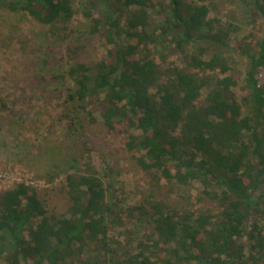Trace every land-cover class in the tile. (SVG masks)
Instances as JSON below:
<instances>
[{
    "label": "trees",
    "instance_id": "1",
    "mask_svg": "<svg viewBox=\"0 0 264 264\" xmlns=\"http://www.w3.org/2000/svg\"><path fill=\"white\" fill-rule=\"evenodd\" d=\"M72 1L0 6L53 27L73 19ZM238 2L264 26V0ZM214 9L187 0H88L83 15L91 34L104 38L106 56L69 67L65 117L72 130L83 114L93 122L98 112L142 172L157 184H197L220 212L180 214L164 201L123 208L114 201L113 170L101 175L86 165L65 179L69 204L61 216L32 186L0 194V264H264V85L257 79L264 38L256 52H242L248 65L241 79L223 53L233 27L211 18ZM200 42L213 51L198 46L183 68H162L152 55L166 44L182 50ZM146 226L136 251L118 254L111 231L124 229L128 245Z\"/></svg>",
    "mask_w": 264,
    "mask_h": 264
},
{
    "label": "rangeland",
    "instance_id": "2",
    "mask_svg": "<svg viewBox=\"0 0 264 264\" xmlns=\"http://www.w3.org/2000/svg\"><path fill=\"white\" fill-rule=\"evenodd\" d=\"M187 1L214 6L210 17L221 20L227 29L228 24L233 27L228 50L223 53L243 79L248 61L242 52H256L257 43L264 38L263 20L252 17L238 0ZM87 4L88 0H73V19L53 27L0 6V194L18 182L31 184L46 194L48 210L61 216L69 204L64 187L67 175L81 174L90 165L101 175L108 168L113 170L114 201L123 208L164 201L180 214L217 215L219 205L205 197L197 184H157L151 173L142 172L124 150L123 137L102 127L98 112H94L93 122L83 114L69 129L65 99L72 81L67 70L75 63L96 64L106 56L104 38L91 34L92 24L83 15ZM165 46L152 50L162 68L166 63L183 68L184 56L198 46L213 51L207 42L182 50ZM257 79L264 85V66ZM236 91L240 101L244 93L240 88ZM149 231V226L136 228L127 245L124 229L114 228L111 236L120 243L118 254L136 251L138 241Z\"/></svg>",
    "mask_w": 264,
    "mask_h": 264
},
{
    "label": "built area",
    "instance_id": "3",
    "mask_svg": "<svg viewBox=\"0 0 264 264\" xmlns=\"http://www.w3.org/2000/svg\"><path fill=\"white\" fill-rule=\"evenodd\" d=\"M18 183H23V184H26V185H29V186H32V187H34L33 185H31V184H27V183H24V182H18ZM17 183V184H18ZM35 188V187H34Z\"/></svg>",
    "mask_w": 264,
    "mask_h": 264
}]
</instances>
